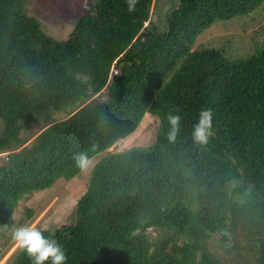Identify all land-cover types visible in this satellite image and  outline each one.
Returning a JSON list of instances; mask_svg holds the SVG:
<instances>
[{
    "label": "trees",
    "instance_id": "1",
    "mask_svg": "<svg viewBox=\"0 0 264 264\" xmlns=\"http://www.w3.org/2000/svg\"><path fill=\"white\" fill-rule=\"evenodd\" d=\"M128 2L88 0L58 39L26 0H0V150L15 146L0 163V226L21 199L79 174L86 151L99 158L72 217L41 228L62 243L64 264H239L219 249L245 245L264 264V44L242 57L191 49L205 28L264 0H179L165 29L150 18L154 0ZM206 107L201 143L192 127ZM147 112L159 120L152 143L108 150ZM29 122L39 130L20 137ZM11 264L32 261L20 248Z\"/></svg>",
    "mask_w": 264,
    "mask_h": 264
},
{
    "label": "rangeland",
    "instance_id": "2",
    "mask_svg": "<svg viewBox=\"0 0 264 264\" xmlns=\"http://www.w3.org/2000/svg\"><path fill=\"white\" fill-rule=\"evenodd\" d=\"M87 1L26 0L25 7L27 13L40 22L45 32L58 39H64L72 30L74 21L84 12ZM178 3L179 0H154L150 18L157 27L166 28V16ZM256 42L258 46L264 44V2L243 16L217 21L205 28L196 37L191 49L216 47L228 57H242L256 51ZM27 127L26 130L21 131L20 137L32 139L39 130L40 124L29 122ZM158 128V118L147 112L134 132L124 139H119L108 150H122L131 145H148L153 142ZM2 130L3 124L0 119V135ZM14 147L13 145L0 150V163L7 159L8 153ZM98 158L99 155L93 157L90 166L81 169L80 173L72 178L68 180L59 178L52 186L35 191L18 201L10 221L0 226V264H11L13 256L20 249L11 238L13 227L20 224H34L39 228L54 229L55 226L69 221L77 199L86 190L89 172ZM26 207L33 209L30 216H26ZM150 233L153 236L156 234L152 230ZM213 243H217L218 247L221 245L217 240H213ZM219 252L224 255L223 257L238 261L239 264H258L246 245L240 248V252L223 247Z\"/></svg>",
    "mask_w": 264,
    "mask_h": 264
},
{
    "label": "clouds",
    "instance_id": "3",
    "mask_svg": "<svg viewBox=\"0 0 264 264\" xmlns=\"http://www.w3.org/2000/svg\"><path fill=\"white\" fill-rule=\"evenodd\" d=\"M135 0H129V10L134 9ZM213 111L210 107L199 111L192 127L193 139L205 143L212 133ZM181 116L177 112L168 114L171 125L168 138L174 140L180 127ZM75 164L85 169L90 166L91 160L86 151H80L75 155ZM11 238L16 245L23 249L31 258L32 264H64L67 259L66 251L54 235H45L41 228L34 224H20L13 227Z\"/></svg>",
    "mask_w": 264,
    "mask_h": 264
},
{
    "label": "bare ground",
    "instance_id": "4",
    "mask_svg": "<svg viewBox=\"0 0 264 264\" xmlns=\"http://www.w3.org/2000/svg\"><path fill=\"white\" fill-rule=\"evenodd\" d=\"M228 41V40H227ZM242 45V44H241ZM253 45V44H252ZM243 46V45H242ZM197 51V50H196ZM248 51V50H247ZM212 52V51H211ZM207 54V53H206ZM212 55V54H211ZM208 57V56H207ZM211 60V59H210ZM223 60V59H222ZM216 62V61H215ZM158 93V92H157ZM94 96V95H93ZM154 102V101H153ZM152 104V103H151ZM151 107V106H150ZM93 128V127H91ZM155 134V133H154ZM157 134V133H156ZM149 143V142H148ZM134 147V146H133ZM129 149V148H128ZM161 151V150H160ZM161 155V154H160ZM89 178V177H88ZM82 196V195H81ZM75 206V205H74ZM235 227V226H234ZM48 229V228H47ZM52 235V234H51ZM238 236V235H237ZM245 236V235H244ZM243 240V239H242Z\"/></svg>",
    "mask_w": 264,
    "mask_h": 264
}]
</instances>
